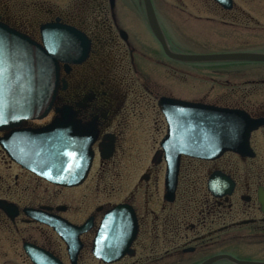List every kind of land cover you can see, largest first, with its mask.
<instances>
[{"label":"flooded vegetation","instance_id":"af4514ba","mask_svg":"<svg viewBox=\"0 0 264 264\" xmlns=\"http://www.w3.org/2000/svg\"><path fill=\"white\" fill-rule=\"evenodd\" d=\"M151 1L170 49L182 54L177 19ZM175 1L176 11L187 15L185 1ZM210 1L214 15L195 17L213 27L212 44L225 47L218 53L264 54V0H233L232 9ZM125 2L0 0V23L39 45L47 26L70 30V54L59 62L51 110L16 130L65 118L70 141L91 142L93 154L81 184H54L13 159V130L0 129V264H34L27 243L62 264H238L231 257L264 263V62L175 60L155 37L144 0ZM231 45L234 49L226 48ZM162 99L263 119L250 137L253 155L226 152L202 160L183 154L175 197L167 198L161 143L172 127L181 131L186 113L172 103L164 112ZM179 134L173 137L182 141ZM83 156L84 151L69 153L70 173ZM216 172L234 182L231 193L208 189ZM116 207L135 218L118 228L137 232L129 246L119 242L118 251H126L120 259L106 262L94 254V243ZM51 217L80 229L70 235L73 251L79 247L75 258L56 229L44 223Z\"/></svg>","mask_w":264,"mask_h":264},{"label":"water","instance_id":"95a60500","mask_svg":"<svg viewBox=\"0 0 264 264\" xmlns=\"http://www.w3.org/2000/svg\"><path fill=\"white\" fill-rule=\"evenodd\" d=\"M213 1L225 9H232L234 5L233 0ZM144 4L155 37L165 54L175 60L264 62L262 53H175L170 49L160 27L152 1L144 0ZM52 27L47 26L43 29L44 44L42 46L0 23V129L13 130L10 134L11 139L13 138L11 144H14L17 149L13 150L11 155L15 161L51 183L73 186L81 184L90 171L93 158L91 142L78 144L70 141L68 134L64 131L67 126L65 118L56 119L45 128L27 129L21 132L16 130V127L25 120L46 117L55 102L59 62L68 60L66 57L70 54V30H56ZM167 103L179 104L186 113L181 122V131L172 127V134L161 143V147L166 151L168 162L167 198L175 197L180 158L183 154L202 160H214L226 152H236L242 156L253 155L250 137L252 132L262 125L263 119H253L244 111L167 99L160 101L164 112ZM19 133L21 134L18 136ZM178 134L185 140L177 141L173 136ZM19 145H22L20 150ZM79 151H84L85 156L81 157L82 163L77 170L70 173L69 153ZM233 188L234 182L220 172L213 174L208 182V189L214 195L231 193ZM222 189L224 193H220ZM121 209L123 208L116 207L107 215L94 243V254L106 262L120 259L126 251H118L119 242H126L129 246L137 232V227L135 229L118 228L122 223H135L134 215L129 216ZM31 213L33 212L28 210V214ZM44 223L56 229L68 244L69 253L75 258L79 247L75 246L73 251L70 235L72 232L77 234L80 229L59 218H45ZM81 230L84 229L81 228ZM25 249L34 264H62L35 245L27 243ZM230 259L238 264H264L239 261L232 257Z\"/></svg>","mask_w":264,"mask_h":264},{"label":"rangeland","instance_id":"374dc122","mask_svg":"<svg viewBox=\"0 0 264 264\" xmlns=\"http://www.w3.org/2000/svg\"><path fill=\"white\" fill-rule=\"evenodd\" d=\"M126 3L127 0H122ZM184 6L188 11L187 15H181L180 11H176L178 3L175 0H156L161 11L170 13L177 19L180 25L178 37L180 43V51L182 54H216L225 50L222 45L212 44V29L210 23L197 20L196 15L212 16L214 15V5L210 0H183ZM192 15H190V13ZM181 34V36L179 35ZM200 37H199V36ZM235 45H231L230 49H234ZM182 62V61H181ZM250 256V255H249ZM29 264V261L27 262Z\"/></svg>","mask_w":264,"mask_h":264}]
</instances>
